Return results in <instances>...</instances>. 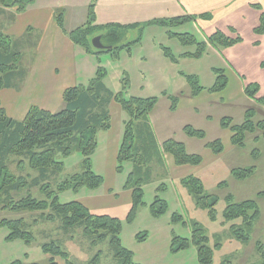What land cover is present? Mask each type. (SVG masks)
<instances>
[{
	"label": "crops",
	"instance_id": "1",
	"mask_svg": "<svg viewBox=\"0 0 264 264\" xmlns=\"http://www.w3.org/2000/svg\"><path fill=\"white\" fill-rule=\"evenodd\" d=\"M59 13L62 27L57 22ZM262 14L264 0H33L22 12L0 7V17H7L0 21V32L20 44L24 72L15 85L0 91V106L8 117L17 121L23 120L32 107L58 112L63 108L64 91L78 85L86 86L100 67L106 73L104 84L114 94L122 91L121 80L126 75L129 82L126 98L157 99L149 122L160 145L174 138L177 131L184 133L186 126L194 128L190 120L200 115L195 114L199 109L210 112L212 107L231 106L237 112L240 109L243 121L249 109L263 116L264 104L258 100L264 98V34L254 32ZM183 16L192 19L177 28L166 29L152 23ZM87 28L94 29L87 36L89 43L92 37L122 30H125L123 42L138 39V43L130 46V52L126 49L110 51L109 48V59L102 61L98 55L101 52L92 53L71 37L73 32ZM215 32L231 40H240L228 48L207 45V38ZM169 34H189L198 44L207 45L205 52L194 59L191 55L196 53V46H183ZM163 49L169 50L175 62L165 56ZM91 54L97 57L86 59ZM216 72L224 73L227 85L223 91L214 93L209 90L215 85ZM190 76L196 77L202 88L195 96L191 95L187 82ZM247 87L256 88L253 98L245 94ZM212 94L227 96L228 100L219 103L221 98L215 96L205 102ZM238 96L243 100V107L233 101ZM169 97L178 99L174 109H171ZM160 102L164 103L162 111L158 109ZM109 113L110 128L98 132L97 148L91 156L92 169L99 176L105 171L116 174V158L128 120L127 114L114 101ZM182 113H186L189 120ZM229 113L235 115L232 110ZM213 121L210 116L206 117V123ZM158 135L163 139L159 140ZM229 135L230 142L231 132ZM248 135L253 134H247L245 141ZM194 139L186 136L188 142ZM198 141L205 142V139ZM206 144L208 142L205 147ZM124 191L130 196L131 207V192ZM72 193L79 195L76 201L91 213V209L97 211V203L101 201L93 199L91 190ZM106 193L111 194L110 187Z\"/></svg>",
	"mask_w": 264,
	"mask_h": 264
},
{
	"label": "trees",
	"instance_id": "2",
	"mask_svg": "<svg viewBox=\"0 0 264 264\" xmlns=\"http://www.w3.org/2000/svg\"><path fill=\"white\" fill-rule=\"evenodd\" d=\"M33 0H0V5L11 8L17 5V12H22L25 6ZM22 4H24L22 6ZM89 16L91 13L89 12ZM191 17H180L170 20L153 21L154 25L166 29L179 27L191 21ZM57 22L62 27L61 13L57 14ZM91 29H83L73 32L72 39L76 44H80L89 50L92 46L87 40V36L93 32ZM256 34H264V14L260 17L259 26L254 31ZM118 34L101 35V43L106 41L110 51L126 49L131 51L130 46L138 43H121ZM170 38L177 39L183 46H196V53L191 55L194 59H199L205 52L206 46L215 48H228L239 42L240 39L231 40L226 38L221 32H215L207 38L206 44H198L189 34H169ZM16 39L0 33V91L10 88L22 78L21 70L22 54ZM105 45V44H104ZM165 56L171 61L175 59L167 49H163ZM215 85L210 92H221L227 85L223 72H216ZM105 71L98 67L95 77L86 85H78L68 88L63 93V108L55 113H51L37 107L28 110L24 119L14 120L7 116L0 106V208L12 212L38 213L31 223H26L23 219L0 220V227L9 230L7 240L20 239L26 243L35 240L31 231L32 227L39 222L55 223L58 230L64 236L68 233L81 229L84 236L93 244H101L109 240L113 251V258L117 264H137L133 261V254L123 247L120 240L122 222L118 218L108 215H97L79 201L61 203L58 194L66 191L78 192L81 189L97 190L104 179L97 175L92 169L91 156L97 148V134L100 131H107L110 128L109 106L114 101L127 114L128 120L124 125V133L119 146L116 158V173L123 171L124 164L130 165V171L124 183L123 189L131 192V207L125 218L126 223L134 219L136 210L143 205V187L153 180V167H163L165 156H170L175 166H198L202 158L187 152L183 143L169 139L161 145L158 144L152 132L149 122V114L157 103L156 98L140 99L126 98L125 92L128 90L129 82L127 76L121 80L122 91L114 94L104 84ZM187 82L191 88V95L195 96L201 92L196 77H187ZM257 93L255 87H247L245 94L253 98ZM171 109L175 108L178 102L176 97H169ZM258 102L264 104V98ZM256 112L249 109L245 112L244 121L240 125H233L232 120L223 118L220 126L231 132L230 142L236 148L245 147V137L247 134H255L256 130L264 132V120L255 123ZM184 133L189 138L198 140L205 139V133L196 130L191 126L184 128ZM264 138V133H263ZM257 140V138H255ZM206 147L214 154H220L223 146L219 140L206 144ZM73 152H78L82 159L80 163L81 172L74 174L66 180L52 184L54 177L62 174L64 164L57 157L67 158ZM11 158L16 161L17 169H22L24 164L35 173L34 177L16 176L8 170V163ZM254 167L245 169H233L231 174L234 178L242 180L251 177ZM180 185L192 198L195 206L206 210L210 221H216L215 206L217 198L205 192L202 181L194 176L182 178ZM165 183L157 189L165 190ZM38 189L43 195L42 200L31 197L29 190ZM26 192L18 200L14 196ZM226 208L222 218L226 223L240 221L239 225L232 224L229 227L231 237L239 242L249 240L248 233L253 230L254 223L260 216L259 208L255 201H243L236 203L231 196L225 199ZM168 204L159 196H155L150 204V214L159 217L167 212ZM182 219L181 215L174 213L172 222ZM41 233V232H40ZM42 234V233H41ZM48 235V234H47ZM47 235L45 237H47ZM145 235L137 236V239L144 240ZM193 245L196 248L197 261L199 264H211L214 249H220V245L209 246V238L204 229L194 225L191 232V239L173 238L172 250L174 252L185 250ZM42 252L50 255L49 264H57L55 258H61L65 264H71L66 252L61 247L53 243L43 244ZM259 252L264 257V249L258 247ZM100 252H98L88 264H98ZM12 264H21L15 261ZM35 264V263H33ZM264 264V263H262Z\"/></svg>",
	"mask_w": 264,
	"mask_h": 264
},
{
	"label": "rangeland",
	"instance_id": "3",
	"mask_svg": "<svg viewBox=\"0 0 264 264\" xmlns=\"http://www.w3.org/2000/svg\"><path fill=\"white\" fill-rule=\"evenodd\" d=\"M0 7L2 8L3 6L0 5ZM10 9L15 12L17 5ZM5 18L7 17H0V21ZM184 25L187 24L181 26ZM135 32L137 31L135 30ZM114 34L120 36L119 40H121V43H127L122 40L124 39L122 37L125 36V30ZM130 39L131 37L128 38V41H131ZM92 40H90L91 45ZM103 43L106 46L107 42L104 41ZM90 50L92 53L101 52L102 54L98 55H100L102 61L109 59V54L111 53L109 50H94L93 48H90ZM96 57L91 54L86 59L94 60ZM215 96L221 98V100H218L219 103H225L228 100L227 96L212 94L205 102ZM233 101L243 107V100L240 96L234 98ZM165 108L167 109V107ZM158 109L164 110V103L161 104L160 102ZM229 110H232L235 115H231ZM195 114L200 115L192 116L190 124H193L194 129L197 127V129L205 132V142L198 141V139L188 142L185 134L178 131L175 133V139H172L185 144L187 146H185L186 150L188 149L189 152L200 156L202 158L200 165L175 166L172 158L165 156L163 167H153V180L143 187L144 204L137 208L134 219L130 223L125 221L126 215L130 210V196L123 189L130 171V165L124 164L123 171L120 174H114L113 171H105L101 175L104 179L103 186L91 191L90 194L93 195L94 200L101 202L97 203V211L91 210L93 213L105 214L121 220V243L124 248L132 252L133 261L137 264H199L196 248L193 245H190L188 249L177 252H174L171 246L173 238L190 240L194 225H201L204 229L205 234L209 238L210 247L215 244L221 247L220 249H214L211 264H262L264 263V257L259 252L258 247L260 246L264 249V138L262 136L264 132L256 130L255 134L247 136L244 148H234L229 142L230 132L223 130L219 126V120L225 116H231L233 118H231L233 120L232 124L240 125L243 122L240 117V109L237 112L231 106L212 107L210 112L199 109ZM182 115L189 120L186 113H182ZM207 116L213 118L214 121L206 123ZM263 118L264 115L262 116L258 111L254 120L256 122L262 121L264 120ZM152 132L155 136L153 129ZM255 137H258L257 140H254ZM158 138L159 140L163 139L159 135ZM215 140H219L223 146V151L220 154H214L209 148L204 146L206 142L211 143ZM57 158L63 162L64 169L62 174L54 177L51 182L53 185L81 172L80 163L82 157L78 152H73L67 158ZM250 167H254V172L247 179L239 180L231 174L233 169ZM8 170L16 176L34 177L35 175L26 164H24L22 169H17L14 158H11L8 163ZM187 176L199 178L202 181L205 192L217 198L215 206L216 221H210L207 211L197 208L192 198L180 185L181 179ZM162 183L166 185L165 190L158 191L157 188ZM108 187L111 188V194L106 193ZM80 191L85 193L88 190L83 188ZM29 192L31 197L36 200L43 199V195L38 189L34 188L29 190ZM25 194L26 192H21L15 195L14 199L18 200ZM156 195L163 198L168 204L167 212L159 217H153L150 214V204ZM228 196H231L236 203L255 201L259 208L260 216L254 223L250 235L248 233L249 240L247 242H239L231 237L229 227L232 224L239 225V220L226 223L222 218L223 211L226 208L225 199ZM58 197L61 203L76 201L80 198L79 195L73 194L72 191L60 193ZM174 213L181 215L182 219L178 222H172ZM37 217L38 213L31 215L29 212H12L0 208V220L23 219L29 224ZM31 231L35 240L26 243L20 239L7 240L6 236H8L9 230L6 227H0V264H12L15 261H19L21 264H49L51 256L44 254L41 249L45 243H53L61 247V250L68 255L71 264H88L98 252H100L98 264H117L113 258L109 240L101 244H93L88 237L83 235L81 229H76L64 236L63 234L65 233L62 234L57 229L56 222H39L32 227ZM46 235L47 237H45ZM138 235H145V239L143 241L137 239ZM54 260L57 264H65V261L59 257Z\"/></svg>",
	"mask_w": 264,
	"mask_h": 264
},
{
	"label": "water",
	"instance_id": "4",
	"mask_svg": "<svg viewBox=\"0 0 264 264\" xmlns=\"http://www.w3.org/2000/svg\"><path fill=\"white\" fill-rule=\"evenodd\" d=\"M92 46L96 50H106V49H109L110 48V47H105L104 45H102V43L100 41V37H95L92 40Z\"/></svg>",
	"mask_w": 264,
	"mask_h": 264
},
{
	"label": "bare ground",
	"instance_id": "5",
	"mask_svg": "<svg viewBox=\"0 0 264 264\" xmlns=\"http://www.w3.org/2000/svg\"><path fill=\"white\" fill-rule=\"evenodd\" d=\"M107 50V49H106Z\"/></svg>",
	"mask_w": 264,
	"mask_h": 264
}]
</instances>
